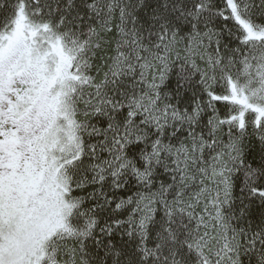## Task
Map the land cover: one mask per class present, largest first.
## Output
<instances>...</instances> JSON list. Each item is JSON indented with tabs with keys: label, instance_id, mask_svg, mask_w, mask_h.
Returning a JSON list of instances; mask_svg holds the SVG:
<instances>
[{
	"label": "snow or ice",
	"instance_id": "1",
	"mask_svg": "<svg viewBox=\"0 0 264 264\" xmlns=\"http://www.w3.org/2000/svg\"><path fill=\"white\" fill-rule=\"evenodd\" d=\"M0 264H264V0H0Z\"/></svg>",
	"mask_w": 264,
	"mask_h": 264
}]
</instances>
